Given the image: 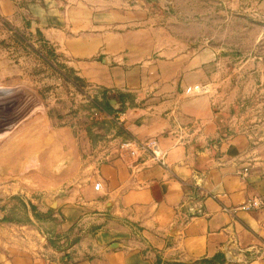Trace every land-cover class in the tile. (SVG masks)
<instances>
[{
  "label": "crops",
  "instance_id": "1",
  "mask_svg": "<svg viewBox=\"0 0 264 264\" xmlns=\"http://www.w3.org/2000/svg\"><path fill=\"white\" fill-rule=\"evenodd\" d=\"M0 17L118 94L114 108L124 94L126 132L95 151L67 138L76 183L56 207L47 198L27 221L0 220V264H264V208H241L264 195V141L238 129L225 91L186 90L211 80L209 50L165 38L131 0H0ZM126 140H158L167 167L146 150L123 157Z\"/></svg>",
  "mask_w": 264,
  "mask_h": 264
},
{
  "label": "rangeland",
  "instance_id": "2",
  "mask_svg": "<svg viewBox=\"0 0 264 264\" xmlns=\"http://www.w3.org/2000/svg\"><path fill=\"white\" fill-rule=\"evenodd\" d=\"M131 4L165 38L210 51L211 80L186 90L210 84L209 92L225 91L238 129L264 141V0ZM117 95L92 87L40 32L0 17V220L27 221L76 183L68 137L78 139L79 150L95 151L121 135L123 105L111 103Z\"/></svg>",
  "mask_w": 264,
  "mask_h": 264
},
{
  "label": "built area",
  "instance_id": "3",
  "mask_svg": "<svg viewBox=\"0 0 264 264\" xmlns=\"http://www.w3.org/2000/svg\"><path fill=\"white\" fill-rule=\"evenodd\" d=\"M205 87L206 85H195L189 87L187 91L192 95L205 94L209 92ZM142 150L148 151L154 161L167 167L166 154L160 147L158 140H151L146 144L126 140L120 145V154L131 161H137ZM248 171L249 169L245 168L243 174H247ZM241 208L244 210L264 208V195H256L249 198L244 204H242Z\"/></svg>",
  "mask_w": 264,
  "mask_h": 264
},
{
  "label": "trees",
  "instance_id": "4",
  "mask_svg": "<svg viewBox=\"0 0 264 264\" xmlns=\"http://www.w3.org/2000/svg\"><path fill=\"white\" fill-rule=\"evenodd\" d=\"M119 96H120L121 100L123 101V103H122V105H123L122 110H124V108H125V104H124V100H123V98H124V94H120ZM105 97H108V96H107V92H105ZM104 110L108 112L107 109H104ZM118 129H120V134H124V135H126L125 130H124L121 126H118ZM127 138H130V137H126V139H127Z\"/></svg>",
  "mask_w": 264,
  "mask_h": 264
},
{
  "label": "water",
  "instance_id": "5",
  "mask_svg": "<svg viewBox=\"0 0 264 264\" xmlns=\"http://www.w3.org/2000/svg\"><path fill=\"white\" fill-rule=\"evenodd\" d=\"M56 205H57V200L54 199V200L52 201V205H51V206H52V207H56ZM184 217H185V221H186V220H188L189 215L186 214Z\"/></svg>",
  "mask_w": 264,
  "mask_h": 264
}]
</instances>
